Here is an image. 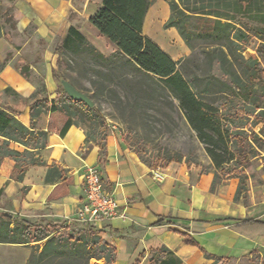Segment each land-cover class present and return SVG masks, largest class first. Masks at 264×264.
<instances>
[{
  "label": "trees",
  "instance_id": "1",
  "mask_svg": "<svg viewBox=\"0 0 264 264\" xmlns=\"http://www.w3.org/2000/svg\"><path fill=\"white\" fill-rule=\"evenodd\" d=\"M7 1L8 5L5 6L0 0V38L10 41V30L16 28L13 15V3L16 0ZM71 1L74 7L78 6V2ZM166 1L171 14L164 26L176 27L190 50L194 48L190 41L194 32H197L198 37L213 43L212 48L204 51L206 64L210 68L214 63L218 64L228 81L212 73L205 76L196 73L187 75L182 62L188 60L189 56L175 62L143 35L142 24L151 0H101L98 8L89 15L88 22L102 37L105 36L115 45V51L104 55L89 43L81 30L71 24L53 49L57 55L56 66L51 68L57 88L56 98L49 99L44 87L41 91L37 89L28 99L16 93V100L6 99L5 102L2 101V95L13 89L6 87L0 92V135L5 139L0 144V164L3 158L9 157L15 161L11 174L15 180L23 179L28 166L44 164L36 152L47 146L50 131L57 129L56 121L52 119L46 130L35 129L34 120L41 113L57 112L63 122L58 132L64 135L70 124L80 126L70 116L71 106L79 108L97 131L92 133L86 130L85 140L94 141L99 146V161H104L107 134L105 130H99L103 124L101 115L94 107L95 104L89 108L84 102L71 99L64 92L61 81L68 80L93 101L94 97L102 93V80L109 77L112 78L110 81L115 78L147 85L148 91L150 89L171 98L169 102L172 106V100L177 101V110L182 112L210 157L212 184L216 180L237 179L234 201L242 199L246 204L251 177L247 170L252 159L259 158V151L264 144V67L260 62L264 58V27H255L248 20L264 25V0ZM193 17H198L201 22L194 28L189 22ZM5 26L8 28L5 29ZM251 36L259 38L261 43L256 48L257 55L245 58L243 51ZM10 58L11 53L7 52L0 60V71ZM74 64L82 67L85 77L71 75L75 72ZM13 67L24 78L31 80L28 63L20 61L14 63ZM64 72H70V75ZM25 107H29L30 126L16 118V114L21 113ZM97 118H101V124ZM259 123L262 126L256 132L254 127ZM10 140L25 148L22 152L12 148L9 146ZM142 160L152 168H163L169 162L182 161V155L169 156L163 165L148 159ZM261 169L264 173V164ZM61 176L62 169L52 163L47 167L45 181L51 182ZM26 191L27 187H22L20 197ZM68 221L73 224L69 229ZM49 223H63L66 226H56L53 231H47L41 225L13 217L8 212L7 215L0 212V242L23 245L35 243L26 264H98V261H102V264H115V246L105 241L100 236L101 230L93 224H81L72 219L53 220ZM40 241L42 243L39 245ZM254 255L257 256V252L254 251ZM149 256L150 264L180 263L165 246L151 250ZM213 258L215 262L219 260L216 256Z\"/></svg>",
  "mask_w": 264,
  "mask_h": 264
},
{
  "label": "crops",
  "instance_id": "2",
  "mask_svg": "<svg viewBox=\"0 0 264 264\" xmlns=\"http://www.w3.org/2000/svg\"><path fill=\"white\" fill-rule=\"evenodd\" d=\"M22 3L25 6L17 24L19 31L33 20L43 42L54 37L61 39L66 34L71 25L66 22L67 14L75 10L70 0H22ZM90 4L85 0L83 10ZM98 6L86 15L87 22ZM145 14L144 36L175 62L189 56L191 50L177 28L164 26L171 14L166 0H151ZM22 20L24 24H21ZM91 27L100 36V51L104 55L115 51V45ZM8 42L5 38L0 39L1 60L7 52H12L10 47L3 48ZM17 60L28 63L31 72L34 69L33 64L20 54ZM51 68L50 65L44 77L49 99L57 96ZM6 87L27 99L37 91L35 84L8 62L0 71V92ZM55 113H41L34 120L35 129L46 130L51 119L57 124V129L50 131L47 137V146L36 152L44 164L28 166L23 179L17 181L11 175L15 161L9 157L1 160L0 208L13 217L38 225L71 219L83 194V169L86 165L96 164L103 185L119 204L118 215L94 225L101 230L100 236L115 246V264H150V251L162 246L173 252L180 260L179 264H218L227 259L249 258L254 251L264 261V190H258L259 196L255 197L248 187L249 203L245 204L240 199L234 201L238 183L235 178L223 180L212 190L213 172H203L196 164L172 161L163 168H152L121 143L119 131L110 124H107L105 159L100 162L99 146L85 140L86 130L70 124L65 134L60 135L58 129L63 122ZM16 118L30 126L29 107L16 114ZM4 140L0 135V144ZM9 146L20 152L25 148L11 140ZM52 163L62 169V176L47 182V167ZM24 186L27 191L20 197V189ZM34 244L0 242V264H26ZM211 255L219 260L215 262Z\"/></svg>",
  "mask_w": 264,
  "mask_h": 264
},
{
  "label": "rangeland",
  "instance_id": "3",
  "mask_svg": "<svg viewBox=\"0 0 264 264\" xmlns=\"http://www.w3.org/2000/svg\"><path fill=\"white\" fill-rule=\"evenodd\" d=\"M78 2V6L73 7L75 10H71L70 15L67 14L66 22H69L76 26L84 34L89 43L93 44L99 51L102 48V44L99 42V35L92 29L91 25L87 22L86 15L89 14L90 10L98 5V0H94L89 5V8L83 10L84 1L75 0ZM2 3L8 5L7 0H2ZM14 16L16 18V28L10 30L11 41L6 43L3 48H11V58L8 63L14 64L19 63L17 57L22 56L26 61L33 64L34 69L31 72V81L35 84L36 89L43 90L44 77L48 67L56 66L57 55L52 51L58 43L60 37H54L52 40L43 42L40 39V35L36 32L37 25L32 20L29 25L19 31L17 24L20 17L23 15L21 11L25 4L22 0H16L14 3ZM83 10V11H82ZM264 12V8H262ZM79 11L81 13H79ZM193 17L189 20L190 26L194 28L196 24H201L197 19ZM255 27H264L262 24H258L251 20H248ZM24 20L21 24H24ZM8 27L5 26V29ZM0 39H3L1 37ZM194 48L190 51L189 59L182 62L184 69L187 71V75L198 74L205 76L208 73H212L218 78H222L228 81V77L222 72L218 64L214 63L210 68L206 64L204 58V51L214 46L209 40L198 37L197 32H194L190 39ZM261 41L255 36H251L250 41L247 43L243 51L245 58L252 55H257L256 48L260 45ZM51 53V54H50ZM70 60H72L69 57ZM1 60V59H0ZM261 65L264 67V58L260 59ZM73 64V62H72ZM75 76H86L83 72L82 67L79 64H74ZM69 73L70 72H64ZM186 76V75H185ZM109 77H105L103 81L104 87L102 93L93 98L95 108L99 115L103 119V124L99 130H105L108 132L107 124L114 125L115 129L119 131L121 143L126 147L136 151L140 154L143 159H148L151 162H156L158 165H163L165 160L169 156L182 155V161L188 162L189 164H196L205 172L211 168L210 157L205 153L204 145L197 139L196 133L187 124V121L182 114L177 110V101L174 99L172 102L174 106L169 102L171 98L161 96L158 92L148 91V86L143 84H133L132 82L125 80H117L113 78L110 81ZM86 86H89L86 81H83ZM55 94H53V97ZM10 98L16 100L18 96L16 92L10 91L3 95L2 100ZM56 98V97H54ZM260 106H263L260 104ZM70 113L73 121L79 124L83 129L93 132H97L93 126L86 120L83 112L75 107H70ZM57 114V112L55 113ZM101 118H97L99 124ZM262 124L259 123L254 127V130L258 132ZM261 154L259 158H253L248 173L251 176L249 180V191L251 194L254 193L255 197H258V190H264V173L262 171V165L264 161V144L260 149ZM262 157V158H261ZM223 183V180H216L212 184L211 189L215 190L219 185ZM247 195L246 204L249 203V195ZM243 201L242 199H240ZM6 209L0 208V212H5ZM7 212V211H6ZM72 222L68 223V229L73 227ZM38 225V224H37ZM39 225L45 227L47 231H53L54 228L65 227L66 224H54L41 222ZM98 264H102V261H98ZM218 264H262V261L257 256H251L249 258H242L240 260H225Z\"/></svg>",
  "mask_w": 264,
  "mask_h": 264
},
{
  "label": "built area",
  "instance_id": "4",
  "mask_svg": "<svg viewBox=\"0 0 264 264\" xmlns=\"http://www.w3.org/2000/svg\"><path fill=\"white\" fill-rule=\"evenodd\" d=\"M82 177L83 194L71 219L81 224L96 225L101 220L118 215L119 204L103 185L99 167L96 164L86 165Z\"/></svg>",
  "mask_w": 264,
  "mask_h": 264
},
{
  "label": "water",
  "instance_id": "5",
  "mask_svg": "<svg viewBox=\"0 0 264 264\" xmlns=\"http://www.w3.org/2000/svg\"><path fill=\"white\" fill-rule=\"evenodd\" d=\"M61 86L64 89V92L73 100L75 101H82L84 102L89 108L94 106V101L91 99L81 90L74 87L68 80L63 79L61 81ZM3 215H7V212H3Z\"/></svg>",
  "mask_w": 264,
  "mask_h": 264
}]
</instances>
